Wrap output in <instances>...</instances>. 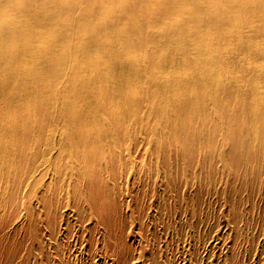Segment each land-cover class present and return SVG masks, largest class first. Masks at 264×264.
<instances>
[{
  "label": "bare ground",
  "instance_id": "6f19581e",
  "mask_svg": "<svg viewBox=\"0 0 264 264\" xmlns=\"http://www.w3.org/2000/svg\"><path fill=\"white\" fill-rule=\"evenodd\" d=\"M149 1L110 0L101 5L100 0H80L83 8L92 9L91 14L76 13V5L70 3L73 0H26L34 8L32 20L37 21V29L27 34L35 43L33 48L23 49L37 60L32 66L16 61L0 68V230L12 224L13 232L21 230L23 237L36 243L38 257L47 261L41 238L30 236L28 227L35 232L42 225L50 244L58 238L66 247L68 220L72 219L102 247L103 237L108 238L113 229L109 218L117 213V204L124 203L125 210L141 218L134 205L139 200L153 202V186L159 181L173 187L178 178L179 192L181 187L198 191L202 180L204 194L218 200L232 229L221 245L212 243L211 249L217 253L198 255L196 249H189L188 264H243L244 256L251 264H264L262 250L251 256L250 249L243 253L236 247L242 232L239 225L249 220L241 203L254 196L264 198V63L255 72L240 66V72H250L249 82L243 87L238 78L230 77L235 87L229 88L220 78L226 65L221 43L229 37H221V33L214 40L194 36L201 42L213 41L212 50L197 49L195 57L184 46L173 51L171 44L177 39L170 32L175 28L163 17L188 5L204 9L218 1L229 2L230 9L249 4L264 8V0H160L159 8ZM54 5L59 7L53 9ZM123 16L140 30L150 19L168 21L162 47H143L136 39H127L128 32L119 27ZM92 18L94 21H88ZM216 18L211 14L210 23ZM186 21L199 30L205 19L197 11ZM248 24L241 22V27ZM41 27L46 29L44 35H40ZM248 31L250 39L264 34L250 24ZM242 33L247 36L239 31L240 40ZM22 36L18 30L7 34L13 44ZM66 36L67 41L61 42ZM73 36L80 39L77 44L70 42ZM189 36L185 33L183 41ZM58 40L64 48L59 52L62 61L49 65L46 55ZM238 45L235 49L242 53L264 59V49L254 42L240 41ZM174 55L180 58L168 64ZM181 61L180 67L192 79L167 71L176 69ZM172 195L176 215H183L185 223L195 228L198 220L188 219L197 215L198 199L190 195L179 202L178 193ZM256 202L264 209V201ZM160 205H148L152 214L147 217L153 219L156 213L159 221L166 210ZM98 223H103L104 233L94 235ZM181 228L179 223L175 230ZM261 236L264 245V229ZM74 237L75 243L83 239L78 232ZM138 241L134 251L130 246H107L109 264H168L163 255L167 237L163 236L166 242L158 256L154 251L146 253ZM26 260L30 264L36 261ZM102 262L98 259L93 264Z\"/></svg>",
  "mask_w": 264,
  "mask_h": 264
},
{
  "label": "rangeland",
  "instance_id": "374dc122",
  "mask_svg": "<svg viewBox=\"0 0 264 264\" xmlns=\"http://www.w3.org/2000/svg\"><path fill=\"white\" fill-rule=\"evenodd\" d=\"M0 1V7L3 10V12L0 14V62H2L0 68L2 65H10L16 61L21 63L28 62V64L32 66L35 64L37 57H35L33 60L32 56H34V54L27 53L23 48L31 49L35 44L33 40H30L27 37L28 33L37 29V21L32 20L34 8L31 5H27L26 0ZM79 1L80 0H73V2H70L73 6L74 4L76 5V13L84 10L87 13L93 14L91 8H83L79 4ZM109 1L110 0H100V4L104 5ZM159 1L160 0H150L149 4L158 7L157 5ZM199 1L200 0H196V3H199ZM230 5L231 4L227 1L210 3V5L206 6L204 9H198L197 7L188 5L185 8L178 9L177 11L167 12L163 17L168 21L173 22L172 25L175 29L172 30L170 34L178 40L171 44L170 49L176 51V47H187L189 49L187 51L188 54L193 57L196 56L195 51L197 49L212 50L210 44L213 41L201 42L195 38L197 35L201 34V36L205 38H211L212 40H214L215 37L220 33L221 37L226 38L228 36L229 40L227 42L221 43V48L224 50L221 56L226 61V65L224 66L223 70L224 74L220 78L227 82L229 88L230 86L233 87L235 85V83L230 80V77L238 78L240 80L239 83L245 85L243 87H246V84L249 82V80L246 79L250 77V72H240V66L248 67L249 71L255 72V68L263 66L264 59L259 55L248 56L247 53H242L239 51V49H235V47L239 46L238 43L240 41L243 43L251 41L254 42V45H256L259 49H264V34L259 36L251 35L255 39H250L248 36L249 33H251L248 31L249 24L251 27H257V29L261 30V32H264V8L249 4L246 7L241 6L240 8H236L234 6V8L230 9ZM11 6L21 7L22 10L16 11L10 8ZM58 7V5H54L53 9ZM197 11H200L205 19L203 27L201 29L199 28V30L194 27L193 24L187 21L185 22L186 18L189 19V17L195 15ZM211 14L217 15V18L213 24H211L209 21ZM123 17L125 19H122L121 17L119 21L121 23H119V27L128 32L127 39H136V42H140L143 47L147 46L146 44L155 45L153 47L155 49L162 47L160 45L164 38L163 31L168 21H166V23H163L161 20H155L152 22L153 19H150L143 25V30H140L136 24H133L128 16ZM182 19L184 20L183 23ZM246 20L249 21V24L241 27V22H247ZM88 21L94 20L92 18ZM16 30L20 31L23 36L18 42L13 44L8 39L7 34L13 33ZM239 31L246 33L247 36L244 37V34L242 33L244 38L240 40V36L236 35ZM39 32L40 35H44L46 29L41 27ZM185 33H188L190 36L187 37L188 40L183 41V36ZM67 39L68 36L64 37L61 42H66ZM79 40L80 39H75L73 36L71 37L70 42L72 41L73 44L76 42L77 44V41ZM58 42L59 44L50 50L51 53L48 52L46 55L48 57V61H50L49 65L58 64L59 61H62L59 52L64 51V48L60 45L61 42L59 40ZM80 42L82 44L85 43V41ZM11 46H15L16 48H11ZM69 48H71V46H69ZM67 54H69L68 57H71L70 53L66 52L65 55ZM93 54L94 53H86V55ZM177 58L180 57L174 55L169 59L168 64L170 62H177ZM181 63L182 61L176 69L167 71L173 76L184 77L187 80L192 79V75L188 74L189 71L187 69L183 70L184 68L180 67ZM43 66L44 68L48 69L44 63ZM136 138L140 141L139 134H136ZM145 148L148 149V146ZM179 183L180 180L176 178L173 182V187L166 185L164 181H159L156 185H154L153 188L155 192V199L153 202L147 203L139 200L134 205L137 207L139 216L141 218L135 217V214H130L127 210H125L124 203L121 202L117 204V213H114L113 216L109 218L111 219V225L113 229L108 238L106 237V239H104L103 237L104 242L101 245L104 248L100 246L101 242H98L95 237H89L87 229L81 232L76 224V221L72 219L68 220L70 236L66 241V247L65 242L63 240H59L58 238L56 239L57 241L54 242L55 244H50L46 239L47 232L44 230L42 225H39V229H37L35 232L33 231V227H28L26 231H30V236H35L34 234H36L38 238H41V241L44 244L41 245L44 247L43 253L47 255L48 259L46 261L43 257H38V251L35 249L36 243L34 244L27 237H23L24 234H22L23 232L19 229L13 232L15 227H13L12 224H9L4 227L3 230H0V264H30V262L26 260L28 258L32 260L36 259L35 264H93V262H97L98 259H102V264H109L108 258L110 257H108V255L110 252L106 250V248L109 249L107 246L112 247L113 244L118 247L121 245L126 247L130 246V250L134 251L139 246L138 243H135L136 240L138 241V237L140 240V242H138L144 249H146V253L147 251H154L156 256H158L159 249L162 248L166 242L163 241V236H165V238L167 237V243L166 246H164L165 248L163 249V255L166 257L168 264H188V257L190 253L189 249L191 248L196 249L198 255H204L205 251H209L208 255H210L213 251L217 253V249H211V247L214 245L212 243L217 242V247L218 243L221 245L223 242L222 240L229 237L230 229H232V225L228 222L227 217L223 214V207L214 197L204 194L205 187L203 186L202 180L198 184V191L196 188L192 190H186L181 187L178 192L177 188ZM133 188H136V184ZM175 192H177L179 195L177 200L179 202L181 201V198H186L190 195H192L193 200L198 199L197 201L200 204V209L197 215L191 219H188L187 217L189 221L194 219L198 220V225H196L195 228H190L185 223V218L183 215H176L175 210L177 209V204L172 195ZM32 200L34 199H31V205L34 204V201ZM259 200L264 201V198L254 196L253 200H248V202L245 201L241 203L242 206L240 209L243 214H245V212L247 213L249 220L247 224L239 225L242 227V232L240 233L241 236L238 238L236 247L238 246L241 250H243V253L250 249L248 253H250L251 256L256 254L259 250H262L260 255L262 258L264 255V245L262 244L263 237L261 236V231L264 229V227L261 226L257 220H259L261 224L264 225V209L257 206L256 201ZM150 204H161L165 206L166 210L160 214L159 221H157L156 213L151 217L153 219L147 217L148 215L152 214L150 212L151 209L148 206ZM179 223L182 224V228L177 232L175 227ZM18 224L19 223H16V225ZM21 226L22 224L18 227ZM102 227L103 223H98L95 225V229H93L92 234L95 233L94 235H96L97 232L101 231L104 233ZM162 229H164L165 233H161ZM75 232L81 233L83 238L81 242L78 240L75 243V237L71 238ZM216 235H220L221 239L216 240ZM133 239H135L134 243L132 242ZM69 240L70 244H68ZM72 251H74V253ZM104 251L107 254H105ZM70 253L72 254L70 255ZM102 253L105 255H102ZM58 258H62L63 261L58 260L59 262H57ZM208 261L210 262L209 258ZM241 261L243 264L250 263L249 261H246L245 256L241 257ZM113 264H115V262H113Z\"/></svg>",
  "mask_w": 264,
  "mask_h": 264
}]
</instances>
